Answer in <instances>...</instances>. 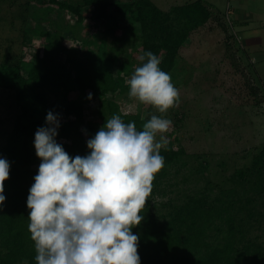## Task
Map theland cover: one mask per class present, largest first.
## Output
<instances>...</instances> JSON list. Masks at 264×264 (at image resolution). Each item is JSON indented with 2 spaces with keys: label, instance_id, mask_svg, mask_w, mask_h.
<instances>
[{
  "label": "trees",
  "instance_id": "obj_1",
  "mask_svg": "<svg viewBox=\"0 0 264 264\" xmlns=\"http://www.w3.org/2000/svg\"><path fill=\"white\" fill-rule=\"evenodd\" d=\"M33 1L26 0V4ZM46 3L70 12L78 23L87 18L102 22L103 29L85 39L84 47L67 46L58 34L47 37L37 31L35 35L42 36L45 43L30 62L24 60L22 53L11 55V47L3 55L0 53V85L14 90L18 106L12 129L0 146V156L10 163L9 177L4 181L5 201L0 204V264L25 261L37 264L34 241L27 227L30 209L26 201L40 163L34 133L45 124L47 111L59 114L57 142L70 156L85 155L90 151L87 139L98 130L92 123L85 126L87 138L83 133L82 99L89 91L102 97L109 92L129 91L121 75L125 68L119 69L117 77L112 72L119 56L109 46L108 37L113 36L114 44L126 41V37L117 33L127 20L135 34H140L142 53L152 51L159 56L160 67L170 73L190 36L212 19V12L202 0L174 6L169 12L151 0L130 3L47 0ZM88 7L92 8L89 17L84 10ZM28 31L24 30L23 43ZM89 46H98V50ZM101 105V126L113 114L120 115L125 122L135 121L138 129L146 122L140 114H124L117 102L105 97ZM160 154L164 156V166L152 181V190L142 209L143 220L132 228L139 235L140 264H264V238L253 233L264 228V149L253 158L251 166L235 170L229 188L221 187L214 193L213 184L206 178L203 187H188L175 197L170 193H176L180 182L172 183L170 173H182L186 153L169 142L160 149ZM189 173L183 175L181 182L197 185L200 177L194 178ZM156 196L168 200L155 205Z\"/></svg>",
  "mask_w": 264,
  "mask_h": 264
},
{
  "label": "rangeland",
  "instance_id": "obj_2",
  "mask_svg": "<svg viewBox=\"0 0 264 264\" xmlns=\"http://www.w3.org/2000/svg\"><path fill=\"white\" fill-rule=\"evenodd\" d=\"M119 1L130 3L132 0ZM151 1L164 12H169L174 6L196 0ZM202 1L212 12V19L190 36L170 72L171 80L179 90L177 104L160 113L154 105L142 103L130 97L128 92H109L104 96L117 102L124 114H140L146 121L153 114L172 120V125L163 135L169 142H174L176 150L182 147L186 153V166L182 167V173H170L172 183L180 182V188H175L178 189L176 193H170L172 197L180 195L188 187H203L206 178L213 184L214 193L219 192L221 187L229 188L235 170L251 166L253 158L264 149V39L259 44H247L249 41H246L247 31L254 29L255 32H262L264 0ZM33 2L27 5L26 0H0L2 55L11 47V55L22 53L24 60L30 62L45 43L42 36L35 35L37 31L47 37L58 34L65 39L67 46L84 47L82 42L85 39H91L103 29L102 22L90 18L78 23L70 12L51 6L46 3L47 0ZM252 8L254 16L249 23L240 24L244 18L239 12L252 11ZM84 10L89 17L92 8ZM122 28L117 34L126 37V41L114 44L113 36L107 41L119 56L112 68L114 76L117 77L119 69L124 67L121 75L127 80L142 64V39L130 28L127 20L122 22ZM25 29L29 33L23 43ZM97 47L89 46L93 51H97ZM253 54L256 58L251 57ZM88 94L82 99L85 104L82 131L86 138L87 124H95L97 130L101 127L99 111L104 98L99 93L89 91ZM76 95L74 93L72 97ZM17 112L14 90L0 85V146L12 129ZM188 171L194 178L200 177L197 185L191 181L181 182ZM166 200L168 197L156 196L153 202L159 205ZM253 233L264 238V228Z\"/></svg>",
  "mask_w": 264,
  "mask_h": 264
},
{
  "label": "clouds",
  "instance_id": "obj_3",
  "mask_svg": "<svg viewBox=\"0 0 264 264\" xmlns=\"http://www.w3.org/2000/svg\"><path fill=\"white\" fill-rule=\"evenodd\" d=\"M140 59L125 81L128 95L165 113L179 102V90L159 56L147 50ZM171 125L153 114L138 129L113 114L87 139V154L70 156L56 140L59 114L47 111L34 133L40 163L26 201L37 264H140L132 228L143 220L152 181L164 166L160 149L169 143L163 133ZM9 169L0 156V204Z\"/></svg>",
  "mask_w": 264,
  "mask_h": 264
},
{
  "label": "crops",
  "instance_id": "obj_4",
  "mask_svg": "<svg viewBox=\"0 0 264 264\" xmlns=\"http://www.w3.org/2000/svg\"><path fill=\"white\" fill-rule=\"evenodd\" d=\"M242 2H243V0H242ZM239 14H243V18H244V20L242 22H239V23L240 24H248L249 20H251V18L254 16L253 8H252V11L244 10L243 12H239ZM263 33H264V23L262 25V32L261 33L259 31L255 32L254 29H252L251 31H247L248 38L246 39V41H249V42H247V44H249V43L250 44L263 43V39H264V37L262 38ZM248 51H249V49H248ZM251 57H254V54L251 55ZM254 58H256V57H254Z\"/></svg>",
  "mask_w": 264,
  "mask_h": 264
}]
</instances>
